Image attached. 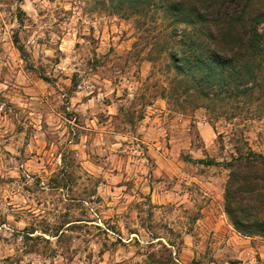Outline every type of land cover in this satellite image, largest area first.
<instances>
[{"label":"rangeland","instance_id":"374dc122","mask_svg":"<svg viewBox=\"0 0 264 264\" xmlns=\"http://www.w3.org/2000/svg\"><path fill=\"white\" fill-rule=\"evenodd\" d=\"M174 24L159 6L0 0V264H264V237L223 208V163L264 154V115L169 96L167 48L193 31Z\"/></svg>","mask_w":264,"mask_h":264},{"label":"trees","instance_id":"16d2710c","mask_svg":"<svg viewBox=\"0 0 264 264\" xmlns=\"http://www.w3.org/2000/svg\"><path fill=\"white\" fill-rule=\"evenodd\" d=\"M108 1L130 14L165 7L174 17V32L184 25L193 30L183 31L167 48L169 96L188 103L198 100L214 119L264 115V0ZM197 162L219 164L211 159ZM223 165L229 172L223 192L229 222L242 236L264 237V154L236 149ZM157 263L177 264L171 258Z\"/></svg>","mask_w":264,"mask_h":264}]
</instances>
